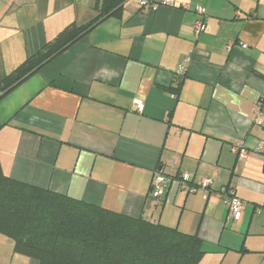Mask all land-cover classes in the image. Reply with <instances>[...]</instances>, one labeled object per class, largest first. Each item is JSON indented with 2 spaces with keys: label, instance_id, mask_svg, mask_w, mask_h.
<instances>
[{
  "label": "crops",
  "instance_id": "obj_1",
  "mask_svg": "<svg viewBox=\"0 0 264 264\" xmlns=\"http://www.w3.org/2000/svg\"><path fill=\"white\" fill-rule=\"evenodd\" d=\"M140 1L124 0L118 16L101 20L0 98L1 171L196 235L198 264H264V154L253 151L264 144V0H173L156 10ZM92 5L0 0V79L66 26L91 21ZM196 7L205 10L207 27L198 35ZM133 100L144 102L142 114ZM237 145L245 158L232 152ZM157 170L189 174L195 184L207 177L214 192L190 197L174 182L154 201ZM226 186L245 203L236 222L220 201ZM0 264L38 263L0 235Z\"/></svg>",
  "mask_w": 264,
  "mask_h": 264
},
{
  "label": "trees",
  "instance_id": "obj_2",
  "mask_svg": "<svg viewBox=\"0 0 264 264\" xmlns=\"http://www.w3.org/2000/svg\"><path fill=\"white\" fill-rule=\"evenodd\" d=\"M123 4L124 0H93L97 15L85 25L66 26L52 43L3 76L0 98L101 20L118 16ZM0 235L12 243L14 253L38 264H198L203 257L196 235L19 182L1 168Z\"/></svg>",
  "mask_w": 264,
  "mask_h": 264
},
{
  "label": "built area",
  "instance_id": "obj_3",
  "mask_svg": "<svg viewBox=\"0 0 264 264\" xmlns=\"http://www.w3.org/2000/svg\"><path fill=\"white\" fill-rule=\"evenodd\" d=\"M173 0H163L160 4L150 3L148 1L142 0L139 2V7L141 8H150L151 10H156L158 6L173 7ZM187 9V8H185ZM195 12L199 15V20L194 25V33L196 35L204 33L207 30L205 24V10L199 7L195 8ZM188 60L179 64L175 70V77L180 79L185 72V65ZM133 110L137 114H142L144 110V102L141 100H133L132 102ZM264 114V93L260 96L259 101V111L258 116ZM255 152L264 154V144L259 143L254 150ZM232 152L237 155L239 158H245L247 151L240 145H237L232 148ZM174 182L177 183L178 188L181 191L186 193H195L197 186L194 185L192 177L189 174L182 173L179 174L176 178L164 174L161 170L154 172L149 196L154 201L160 202L165 196L167 188H169ZM198 187L204 191L205 194H208L213 187V181L207 177H201ZM224 204L227 208V220L234 219L240 215V213L245 209V203L235 196V193L232 189V186H226L222 189Z\"/></svg>",
  "mask_w": 264,
  "mask_h": 264
},
{
  "label": "rangeland",
  "instance_id": "obj_4",
  "mask_svg": "<svg viewBox=\"0 0 264 264\" xmlns=\"http://www.w3.org/2000/svg\"><path fill=\"white\" fill-rule=\"evenodd\" d=\"M190 176H191V175H190ZM200 178H201V177H200ZM200 178H199L198 181L196 182L197 184H195V183L193 182L194 185L197 186V190H196L195 193H186V192H184V191H181V190H180V191H181L184 195H186V196H190V197H192V196H196V195L204 196V199H205L206 197H209V196L214 192V191H213V187H211V190H210V192H209L208 195L205 194L204 191L198 187V184H199ZM204 199L202 198L203 201H205ZM220 201H221L222 205L224 206V208H225V210H226V212H227V208H226V206H225V204H224V198H223V195L221 196ZM240 215H241V214H240ZM240 215H239L238 217L234 218V219H231L230 221H231V222H232V221H235V222H236V221L239 219Z\"/></svg>",
  "mask_w": 264,
  "mask_h": 264
}]
</instances>
